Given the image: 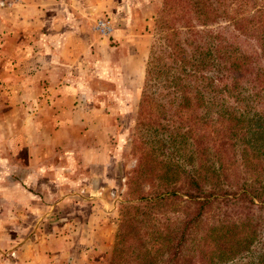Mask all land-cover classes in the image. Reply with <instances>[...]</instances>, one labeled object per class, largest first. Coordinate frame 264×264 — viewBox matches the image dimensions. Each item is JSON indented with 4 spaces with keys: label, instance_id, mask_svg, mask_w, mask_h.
Returning <instances> with one entry per match:
<instances>
[{
    "label": "rangeland",
    "instance_id": "1",
    "mask_svg": "<svg viewBox=\"0 0 264 264\" xmlns=\"http://www.w3.org/2000/svg\"><path fill=\"white\" fill-rule=\"evenodd\" d=\"M162 4L0 0V264H109L119 205L149 189L133 145ZM84 22L89 44L76 57L61 53L60 36ZM217 22L208 29L227 26ZM57 81L58 91L49 86Z\"/></svg>",
    "mask_w": 264,
    "mask_h": 264
},
{
    "label": "trees",
    "instance_id": "2",
    "mask_svg": "<svg viewBox=\"0 0 264 264\" xmlns=\"http://www.w3.org/2000/svg\"><path fill=\"white\" fill-rule=\"evenodd\" d=\"M162 5L133 145L149 189L119 205L109 264H264V0Z\"/></svg>",
    "mask_w": 264,
    "mask_h": 264
},
{
    "label": "crops",
    "instance_id": "3",
    "mask_svg": "<svg viewBox=\"0 0 264 264\" xmlns=\"http://www.w3.org/2000/svg\"><path fill=\"white\" fill-rule=\"evenodd\" d=\"M68 2L69 1H67V4ZM84 13H85L84 9L79 11V14L81 16H83ZM77 23L80 24V22ZM85 25L86 22H84L83 26L79 25L78 28L76 27V25H71L70 29L66 30L63 36H60L61 39H59L58 41H60L62 45L60 49L61 53L66 52L68 53V55H71L72 57H76L78 56L79 52L82 50V47L83 46L86 47L89 44V37H88L89 34L85 35V33H82L83 30L85 29ZM68 82H72V81H68ZM58 84H60V82L57 81V84H53L49 86H53V88L56 86L58 91V89H60L58 88Z\"/></svg>",
    "mask_w": 264,
    "mask_h": 264
},
{
    "label": "built area",
    "instance_id": "4",
    "mask_svg": "<svg viewBox=\"0 0 264 264\" xmlns=\"http://www.w3.org/2000/svg\"><path fill=\"white\" fill-rule=\"evenodd\" d=\"M99 29L103 32L105 30V25H103L102 23H99Z\"/></svg>",
    "mask_w": 264,
    "mask_h": 264
}]
</instances>
